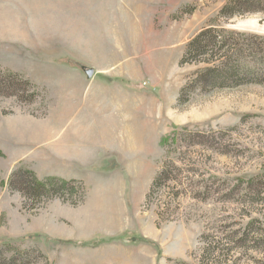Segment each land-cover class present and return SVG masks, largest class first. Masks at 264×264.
Instances as JSON below:
<instances>
[{"label":"rangeland","instance_id":"374dc122","mask_svg":"<svg viewBox=\"0 0 264 264\" xmlns=\"http://www.w3.org/2000/svg\"><path fill=\"white\" fill-rule=\"evenodd\" d=\"M228 1L0 0V68L38 94L0 96V113L43 116L60 92L78 96V83L79 102L105 109L96 132L103 142L88 145V162L35 165L42 177L82 180L79 206L57 198L33 205L11 192L20 162L0 157L5 256L18 247L39 249L48 264H264V0L233 16L237 9L222 11ZM207 27L217 29L202 37L208 47L186 55ZM219 61L238 76L213 79L207 68ZM106 87L115 98L100 97L110 104L101 107L93 92ZM153 109L128 148V112L136 121ZM174 130L164 150L160 140ZM35 255L31 264H44Z\"/></svg>","mask_w":264,"mask_h":264},{"label":"crops","instance_id":"0c3cea01","mask_svg":"<svg viewBox=\"0 0 264 264\" xmlns=\"http://www.w3.org/2000/svg\"><path fill=\"white\" fill-rule=\"evenodd\" d=\"M0 13H2L0 19L4 22V19H7L6 13ZM16 18V20H23L19 17V12H17ZM58 73H62V71L55 72V74ZM57 79L58 77H56ZM79 84L75 87V95L78 96L73 94L70 97L65 92H60L56 95L58 104L55 107L51 104L48 105L43 116L22 111L9 114L0 113V151L3 154L2 157L11 155L16 162H21L24 166L32 169L39 178L42 176L35 165L40 162L50 163L60 159L80 164L88 162L90 157L88 145L95 144L100 140L103 142L96 132L100 126L104 125L105 109L102 107L106 104L102 102L105 100L104 95L114 98L115 96L114 90L111 91L110 87H106L107 90L98 88L97 92H93V97L96 98L98 106L102 105V112H99L95 107L90 106L89 101L79 102L81 93ZM109 92L113 93L109 94ZM100 97L103 99L100 100ZM107 99L109 100V97ZM106 105L110 106V104ZM154 112L156 109L146 110V117L136 121L129 118V112L128 114L125 113V115L127 114L126 119L124 118L126 123L123 124L122 133L126 136L125 144L128 148L133 147V137L134 140L137 138L138 142L142 139L143 131H146L145 127L152 123L150 118ZM90 130L92 132L91 137L89 135ZM133 166L137 169L141 165L136 161ZM109 196L112 198V190L109 192ZM75 222L78 225L82 224L78 220Z\"/></svg>","mask_w":264,"mask_h":264},{"label":"trees","instance_id":"16d2710c","mask_svg":"<svg viewBox=\"0 0 264 264\" xmlns=\"http://www.w3.org/2000/svg\"><path fill=\"white\" fill-rule=\"evenodd\" d=\"M250 0H229L228 4H226L222 11L225 10L228 6L237 9L236 13L230 12L228 16H233L236 14H241V6H245V10H250L251 3ZM215 31L216 28L207 27L202 29L195 37H193L186 44L185 54H191V52H197L200 50L205 51L206 47L209 44H206L202 41V37L207 35V33ZM182 57L181 62H183ZM211 67L207 68L211 77L215 80L222 79L232 76H238L235 67H231L228 65L226 61H219L217 63H210ZM38 95L37 87L34 83H32L27 78L21 76L19 73L10 71L4 68H0V96H13L16 97L19 101H32V99ZM46 111L42 113L45 115ZM5 114V113H4ZM177 131H171L170 135H165L161 138L160 144L161 147L165 150L168 149L169 143L172 140H175ZM3 154L0 151V157ZM162 172V171H161ZM161 176L158 174L156 178H154L153 183L159 182ZM152 183V184H153ZM8 189L11 192H19L22 198L31 199L30 201H35L39 203H44L45 201L53 198H57L61 200L64 204H68L70 206L76 207L83 203L86 196V185L80 179L76 178H64L55 175H48L42 178H39L35 172L24 166L21 162L19 165L10 173L8 178ZM24 204V203H23ZM32 203H26L23 206L27 208V205ZM58 241V240H57ZM64 242H71L70 240ZM76 245L80 246H89L92 242L86 241H76L74 242ZM9 242L2 241L0 243V264H31L32 260L29 258V253H36L35 256L41 258L44 264H48V258L36 248L30 249H19L18 247L14 248L12 255L5 256L2 250V247L9 246ZM24 254V257L23 255Z\"/></svg>","mask_w":264,"mask_h":264},{"label":"water","instance_id":"95a60500","mask_svg":"<svg viewBox=\"0 0 264 264\" xmlns=\"http://www.w3.org/2000/svg\"><path fill=\"white\" fill-rule=\"evenodd\" d=\"M89 73H91V71L89 70Z\"/></svg>","mask_w":264,"mask_h":264}]
</instances>
